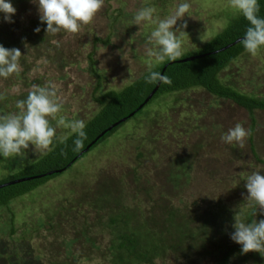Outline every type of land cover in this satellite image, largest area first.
Instances as JSON below:
<instances>
[{"label":"rangeland","instance_id":"rangeland-1","mask_svg":"<svg viewBox=\"0 0 264 264\" xmlns=\"http://www.w3.org/2000/svg\"><path fill=\"white\" fill-rule=\"evenodd\" d=\"M181 2L190 3L191 8L175 26L187 24L182 29L187 35L181 37L180 57L201 52L241 16L228 0H104L93 21L78 33L48 34V45L35 50L26 41L34 29L31 23L39 19L38 6L32 0L13 5V23L0 14V45L19 48L21 70L7 79L0 77L4 97L0 114L17 112L16 101L32 85L54 82L63 104L61 115L88 121L99 110L98 81L100 92L119 89L149 70L146 42L155 25H136L135 12L154 6L156 15L163 18ZM117 11H121L119 18ZM11 37L25 43L8 47L5 40ZM96 38L108 42L94 45ZM92 51L99 79L90 72L87 55ZM22 61L29 70L21 76ZM220 79L244 94L264 98V48L255 57L242 53ZM146 110L148 116L119 128L69 171L0 208V264H7L9 257L17 264L26 260L29 264H117L112 246L123 225L112 226L109 219L118 211L128 218L133 213L128 231L136 223L166 221L167 248L150 264H216L221 251L237 247L229 235L234 231V216L239 212L247 222L254 209L244 199L245 176L252 171L264 175V112L250 115L202 89L160 96ZM51 123L56 126L55 120ZM237 123L251 130L243 148L221 141ZM69 134V129L58 127L56 139ZM45 151L30 146L19 155L0 156V182L13 172L14 156L26 164ZM172 168L179 179L172 178ZM98 196L110 202L101 206ZM255 212L256 207L253 219H264ZM205 222L207 234L200 235ZM257 254L235 251L228 264H264V257Z\"/></svg>","mask_w":264,"mask_h":264},{"label":"trees","instance_id":"trees-1","mask_svg":"<svg viewBox=\"0 0 264 264\" xmlns=\"http://www.w3.org/2000/svg\"><path fill=\"white\" fill-rule=\"evenodd\" d=\"M7 2L16 5L20 3L28 4L31 0H7ZM258 3L260 6L258 15L261 18H264V0H258ZM117 12L118 14L116 18H119L121 11ZM31 26H34V29L32 32H28L29 39L26 42H30L35 50H38L43 44L48 45L49 40L48 35H46V24H41L40 19H38L36 22H32ZM248 26V21L241 15L234 19L223 32L204 45L201 52H198L195 55H187L177 58L175 61L166 60L163 63L153 66V70L159 71L162 75L168 76L171 80V84L160 82V85L152 98L140 109H138L140 105L143 104L158 83L149 84L145 82V76L147 75L148 70L126 86L119 89H108L100 92V81H98L96 86L97 97H95V101L99 105V110L85 122L86 127L84 131L87 138L83 141V148L78 152L73 151V141L76 139V135L71 133L66 136L67 139L63 143L58 139H54L51 149L46 150L30 163L24 164L23 161H18L17 157L14 156L12 163L13 166H11L13 172H9L6 179L0 182V185L22 179L28 180L0 188V208H6L15 199L32 194L33 191L40 186L60 177L63 173L69 171V169H71L83 156L115 134L119 128L123 126L125 127L126 125H133L134 123L136 124L139 118L142 116H148L149 110H146L145 112L144 110L153 100L158 99L160 96L186 92L192 89H202L217 99L232 102L250 115L255 111L264 112V98L253 94H244L235 87L224 84L220 79V74L242 53L246 52L241 43L235 44L222 51L221 49L238 39H242ZM37 27L41 29L39 33L35 32ZM11 38L10 41L5 40V43L9 45L8 47L25 43V40H19L17 37ZM107 42V40L103 41L99 38H96L93 41L94 45L96 43L106 44ZM93 50H95V47H93ZM38 52L37 56L38 59H40L41 56H39ZM93 56L94 51L90 52L87 55V58L90 72L97 76ZM191 57L196 58L191 61H183ZM21 63L23 73L20 75L22 76L25 72H28L29 66L23 61ZM164 67L166 68L163 71ZM97 77L99 79V76ZM26 97L27 94L24 95L23 99ZM125 118L126 120L120 122ZM116 123H118V125L111 128L104 133L103 136L97 139L101 133ZM85 149L87 150L84 151ZM83 151L84 153L80 155ZM62 153H66V155H62ZM142 156L143 154L139 152L138 157ZM177 169H180L179 165L175 167V171L178 172ZM173 170L174 169L172 168V178L179 179L180 175ZM48 173L51 174L48 175ZM115 189L113 190L115 191ZM106 192L107 193L104 195H106L107 198L110 197L109 190ZM98 197V204L101 206L107 205V203L110 202V199L106 200L101 199V196ZM253 208L254 209H251L247 215V222L253 220L255 206ZM131 215L133 216V213H131ZM132 216L128 218L126 217L125 212L118 211L117 214L111 216L109 219L112 226H118L119 224L123 225V231L119 233L115 239L116 245L112 246L115 250L114 262L117 264H150L154 258L159 256L160 251H165L167 248V239L164 235L169 231H166V229H168L166 221L163 222L164 224L160 222L159 225V223H154V219L149 221L146 220V223H136V225L132 227L133 230L128 231L130 220L133 219ZM10 220L13 222L14 215H12ZM211 224L213 225L214 223L211 222ZM208 225L209 224L205 222L204 226L200 228L198 233L200 235L207 234ZM143 237L144 240L142 241ZM152 239H155V241L151 242ZM235 251L241 252V246L237 245V247H231L230 249H224L221 251L216 264H228ZM257 256H259V253L256 257ZM12 258L14 259V257ZM12 258L9 257L7 259V264H17ZM252 258H255V255H253ZM16 260L19 261L18 258ZM22 263L29 264V261L26 260V263L25 261H22ZM34 264H36V262Z\"/></svg>","mask_w":264,"mask_h":264},{"label":"clouds","instance_id":"clouds-1","mask_svg":"<svg viewBox=\"0 0 264 264\" xmlns=\"http://www.w3.org/2000/svg\"><path fill=\"white\" fill-rule=\"evenodd\" d=\"M32 2L38 6L41 24L47 26L46 35H55L61 31L78 33L83 25L93 21L104 6V0H32ZM228 4L248 21L249 26L240 43L247 53L253 57L257 56L261 48H264V18L258 15L260 10L258 0H228ZM190 8V3L181 2L171 14L163 18L156 15L157 9L154 6L141 7L135 12L133 22L136 25L142 23L155 25L146 42V55L149 58L146 83L171 84L168 76L153 70L152 66L166 60L175 61L182 55L181 37L187 35L182 29L187 28V24L184 23L181 28L175 26L186 16ZM0 13L4 14L5 22H14L12 16L16 14V9L7 0H0ZM40 30L37 27L35 32L39 33ZM21 57L19 48L8 49L0 45V77L7 79L18 73L21 70ZM0 99L4 97L0 96ZM16 108L17 112L0 114V156L8 158L19 155L30 146L39 150H50L54 139L57 138L58 127L69 129L76 135L73 151L78 152L83 148V141L87 138L84 131L86 123L82 119L67 120L61 115L63 104L58 98L54 82H46L43 86L32 85L27 97L16 101ZM51 120L56 121L55 127ZM250 135V129L237 123L222 135L221 141L226 144L235 143L243 148ZM66 139L67 137L59 138L61 143ZM245 187L246 204L256 207L255 216L257 213L264 215V175L260 171L246 174ZM232 228L234 231L229 234L230 239L241 246V254L256 252L264 257V219L245 222L238 212L234 216Z\"/></svg>","mask_w":264,"mask_h":264},{"label":"water","instance_id":"water-1","mask_svg":"<svg viewBox=\"0 0 264 264\" xmlns=\"http://www.w3.org/2000/svg\"><path fill=\"white\" fill-rule=\"evenodd\" d=\"M242 39H243V38H242ZM242 39H238V40H236L235 42H233V43H231L230 45L226 46L225 48L221 49V51H222V50H225V49H227V48H229V47H232V46L235 45V44L240 43V41H241ZM215 53H217V52H215ZM197 57H198V56H197ZM195 58H196V57H191V58H187V59H185V60H183V61H185V62H186V61H191V60H193V59H195ZM165 68H166V67L163 68V71L165 70ZM159 85H160V82L157 83L156 87L153 89V91L150 93V95L146 98V100L143 102L142 105H140V107H139L138 109L142 108V106L145 105V104H146V103L152 98V96L154 95V93H155L156 90L158 89ZM124 120H126V118L123 119V120H121L120 122H123ZM120 122H119V123H120ZM116 125H118V123L112 125L109 129H107L106 131H104L103 133H101V134L99 135V137H97V139L100 138L101 136H103L104 133H106L108 130H110L111 128L115 127ZM97 139H96V140H97ZM86 150H87V149H85L84 151H86ZM84 151L81 152L80 155H81L82 153H84ZM80 155H79V156H80ZM79 156H78V157H79ZM51 173H52V172H51ZM51 173H48V175L51 174ZM26 180H28V179L17 180V181H14V182H12V183H8V184L0 185V188H2V187H4V186H7V185H10V184H14V183H18V182L26 181Z\"/></svg>","mask_w":264,"mask_h":264}]
</instances>
